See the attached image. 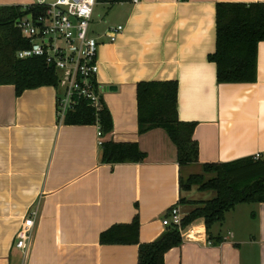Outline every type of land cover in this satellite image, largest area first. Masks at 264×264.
Returning a JSON list of instances; mask_svg holds the SVG:
<instances>
[{"label": "crops", "instance_id": "crops-1", "mask_svg": "<svg viewBox=\"0 0 264 264\" xmlns=\"http://www.w3.org/2000/svg\"><path fill=\"white\" fill-rule=\"evenodd\" d=\"M37 1L0 0V7ZM112 1L97 0L90 20L100 5L98 29L91 33L99 45L97 82L113 126L101 142L135 143L145 159L100 164L97 127L60 123L55 88L17 97L13 86H0V264L23 263L15 235L33 207L37 216L24 264H137L138 245H102L100 235L137 216L139 243H151L167 229L161 221L171 208L182 217L194 209L179 200L203 202L183 197L179 177L187 178L190 166L180 171L166 132L139 134L138 83H177L178 120L196 124L199 164L193 166L256 154L264 159V42L257 46L252 84H218L208 61L215 52L216 4L264 0ZM118 26L123 31L111 43L104 33ZM187 230L191 239L182 237L164 264H264V203L227 212L210 230L220 244L209 242L201 220Z\"/></svg>", "mask_w": 264, "mask_h": 264}, {"label": "trees", "instance_id": "trees-1", "mask_svg": "<svg viewBox=\"0 0 264 264\" xmlns=\"http://www.w3.org/2000/svg\"><path fill=\"white\" fill-rule=\"evenodd\" d=\"M126 0H113V3ZM186 1V0H180ZM39 13V10H35ZM24 15L21 7H0V86L11 85L18 97L26 90L40 87L57 88L55 70L42 59L19 60L16 53L29 48L15 28V22ZM264 42V3L216 4L215 52L208 61L216 67L218 84H252L256 81L257 46ZM137 124L139 134L154 129L166 132L176 147L180 171L198 163V145L193 139L196 124L178 120L177 83L141 82L136 85ZM97 120V121H96ZM67 126H98L102 136L112 131V118L102 105L96 119L89 105L81 101L65 115ZM145 159L135 143L103 142L99 162L102 165L135 164ZM201 173L187 178L179 177V189L188 192L197 187L212 192L206 202H193L194 209L183 217L181 228L203 221L208 240L214 239L211 228L224 221L225 214L241 204L264 203V159L243 158L228 163L200 165ZM186 201L179 200L183 205ZM139 221L134 217L129 225L111 227L100 235L102 245H138L137 264H164V255L182 244L179 230L170 226L153 242L138 241ZM212 240V241H211ZM214 240V241H213Z\"/></svg>", "mask_w": 264, "mask_h": 264}, {"label": "built area", "instance_id": "built-area-1", "mask_svg": "<svg viewBox=\"0 0 264 264\" xmlns=\"http://www.w3.org/2000/svg\"><path fill=\"white\" fill-rule=\"evenodd\" d=\"M97 0H56L46 3L38 0L35 4L22 7L24 15L14 24L29 48L18 51L19 60L38 58L53 68L58 77L56 114L63 123L66 113L73 111L81 101L86 102L97 119L104 104L101 87L97 82L98 41L88 35L90 20ZM137 3V0H133ZM39 10V13H35ZM123 31V27H110L104 37L111 43ZM97 121V120H96ZM97 127L98 146L102 134ZM256 154L254 160L260 159ZM37 207H33L22 221L16 235L14 247L23 256V263L31 249ZM183 217L179 209H170L162 226L176 227L181 237L191 239V231L181 228Z\"/></svg>", "mask_w": 264, "mask_h": 264}, {"label": "rangeland", "instance_id": "rangeland-1", "mask_svg": "<svg viewBox=\"0 0 264 264\" xmlns=\"http://www.w3.org/2000/svg\"><path fill=\"white\" fill-rule=\"evenodd\" d=\"M48 4H50V2L48 1L47 2ZM97 3V2H96ZM99 4V3H97ZM100 4H104V3H100ZM108 9H110L111 7L110 6H107ZM100 13V5H98L96 8H95V13H94V16H93V22H91V24H89V32H88V35L89 36H92V33L91 32H94L95 30L98 29V26H97V18H98V15ZM201 173V170L200 168L198 167H195V166H190L189 168L185 169L184 172H183V176L187 177L189 175H198ZM214 194L212 192H209V191H206V192H202V191H199L197 187H193L190 191L188 192H185L183 193V197L187 200H194V201H209L213 198ZM193 202H188L186 201V203L184 205H192ZM244 205H250V204H244Z\"/></svg>", "mask_w": 264, "mask_h": 264}]
</instances>
